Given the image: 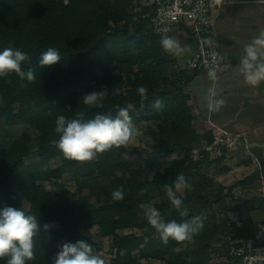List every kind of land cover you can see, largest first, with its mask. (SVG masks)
<instances>
[{"label": "trees", "instance_id": "1", "mask_svg": "<svg viewBox=\"0 0 264 264\" xmlns=\"http://www.w3.org/2000/svg\"><path fill=\"white\" fill-rule=\"evenodd\" d=\"M135 2L0 0V51L11 48L29 55L31 63L23 68H32L36 76L29 82L13 75L11 84L0 79V209L11 206L37 217L36 258L28 264H51L58 245L79 239L99 254L101 243L95 238L110 239L106 264H212L213 253L215 264H229L228 239L250 237L258 223L253 213L261 212L264 199L236 201L227 208L233 188L215 190L201 173L225 157L210 161L200 152L201 158L193 159L199 141L212 139L211 130L197 133L188 104L189 85L199 72L177 67L174 55L164 52L161 39L152 32L150 6L133 13ZM48 48L58 50L61 60L41 68L40 56ZM140 86L148 90L143 108ZM92 91L104 92L99 105L83 103L82 97ZM157 100L159 108L154 107ZM129 105L136 129H155L151 146L134 149L137 160L126 156L127 148H113L79 169V163L66 160L53 144L59 139V115L114 117ZM143 168L154 172L150 181L143 178ZM177 174L192 184L190 190L177 193L188 209L185 217L172 206L164 188ZM65 175L73 181V194ZM120 186L124 198L115 200L112 193ZM142 189L146 191L140 196ZM141 203L157 208L165 222L182 223L203 214L204 226L194 242L170 239L165 245L148 224Z\"/></svg>", "mask_w": 264, "mask_h": 264}, {"label": "clouds", "instance_id": "2", "mask_svg": "<svg viewBox=\"0 0 264 264\" xmlns=\"http://www.w3.org/2000/svg\"><path fill=\"white\" fill-rule=\"evenodd\" d=\"M212 44L211 40L205 41ZM164 52L174 56L182 54L184 49L171 37H164L160 41ZM61 60L58 50L48 48L41 54L40 67L53 66ZM31 63L29 55L20 51L6 48L0 51V79L8 84L9 79L15 75L21 79L34 82L36 79L34 70H24L23 65ZM240 71L244 76L246 84L257 87L264 82V30H261L250 42L243 46L240 60ZM207 77L213 82L218 79L216 66L208 68ZM138 93L141 100V108L144 101L148 99L147 88L140 86ZM218 94L214 86L209 87L203 100L209 112L219 111L226 103ZM104 99L103 91H92L82 97L85 105H99ZM160 101H156L154 107L159 108ZM133 106L120 108L113 117L110 114L97 113L90 119H84L83 113H78L77 118L68 119L59 115L55 122V132L59 135L53 144L60 150L66 160L77 163L90 162L97 154H102L113 148H127L133 144L138 134L132 123L130 109ZM167 197L172 206L179 212L180 216L188 215V209L184 207L183 201L177 193L190 190L192 184L183 174H177L172 185L164 186ZM146 190L142 189L138 195H144ZM113 199L124 198L123 186L112 193ZM139 208L143 211L148 224L160 235L162 242L167 245L169 240L176 242H194L197 235L204 226L206 217L201 214L192 217L182 223L175 220L165 222L161 212L151 204L141 203ZM235 218V217H233ZM49 225H44L47 231ZM39 232L37 217L26 214L25 211L11 206L0 209V260H6V264H28L35 260V237ZM58 251L51 258V264H106L104 258L96 254L92 244L79 239L75 242H64L57 246Z\"/></svg>", "mask_w": 264, "mask_h": 264}, {"label": "rangeland", "instance_id": "3", "mask_svg": "<svg viewBox=\"0 0 264 264\" xmlns=\"http://www.w3.org/2000/svg\"><path fill=\"white\" fill-rule=\"evenodd\" d=\"M152 0H136L134 4V8H132V12H138L139 7L145 6V4H151ZM213 13H215V10L213 9ZM221 14V12L219 11ZM214 16H212V20L215 23L216 20H214ZM218 24V23H217ZM215 26V31L219 37V40L221 41L222 39H227L228 41H233V45L231 46H226L221 44V52L226 58V63L222 67V69L217 73L218 79L215 81L214 85L213 82L210 81L207 77V73H201L200 76L195 78L193 82H191L190 88H191V93L194 94L197 86L200 84L203 85L204 87H212L214 86L218 97L220 98L221 96V91L226 90L227 93L232 96L236 94L238 95H243V96H251V92H248L250 90H253V95L254 97H261V95H264V82H262L259 86L257 87H252L249 85V88H247L245 91L242 89H237L238 85L242 84H234L232 86L231 82L233 81V77L230 78L228 75L231 69V62L232 61H237V67L234 70V76L238 77V79L243 75L240 71V60L242 56V52L240 49V40L236 36V32L240 33L241 29L240 27L235 26V24H231L225 19L219 23V25ZM262 29H264V24H262ZM236 31V32H234ZM235 36H233V34ZM176 59V56H174ZM179 64V65H178ZM180 60L176 59V65L178 68H184L182 65H180ZM224 74V76H222ZM225 77V78H224ZM227 77V78H226ZM224 78L226 79L224 82L221 81V79ZM244 76H242L241 80L243 81ZM240 80V81H241ZM224 85V86H223ZM206 87V88H207ZM250 89V90H248ZM248 90V91H247ZM206 91V90H205ZM240 91V92H239ZM246 104L249 101V98H245ZM257 107V102L255 103ZM246 106L241 109V117L247 113V109L244 112ZM259 125V124H258ZM210 128H212L210 126ZM22 128L19 129V131ZM260 130H264V123L261 124ZM137 136L135 141L133 142L132 145L127 147V157H130L133 161L138 159V153L134 151V149H142L146 148L152 145L155 141V129L152 127L147 128L145 125L139 126L137 128ZM245 134H243L248 141L250 142V137L254 134H251L250 131H244ZM247 134V135H246ZM261 134H264L262 132ZM202 135V133L200 134ZM202 140L199 141V143L195 146L193 152H192V157L194 160H198L201 158L200 151L202 149ZM251 150V149H250ZM30 162V158L27 160ZM262 162H264V155L262 154H256L253 150H251V154L249 152H246L245 150L242 149H237L236 151L229 153L223 162L219 163L217 166L214 167H203L201 169V173L207 178L211 184L214 183L215 187H213L215 190L217 186L223 187L225 190L228 188H233L231 195L227 197L226 201V206L227 208H230L236 201H243L247 200L250 198H260L261 196H264V167H262ZM54 166H59L60 164L58 162L53 163ZM138 166V165H136ZM140 167H142L140 165ZM79 169L83 168V164L79 163L78 166ZM143 171V178L147 181H150L151 178L154 175L153 171H150L146 168L142 169ZM259 179L257 180V177ZM63 180L67 184V188L70 191L71 194L74 192V187H73V181H71V178H69L68 175H65ZM45 187L49 190L52 191V188L50 185L45 184ZM227 192V191H226ZM226 192H223V196H226ZM180 193V192H179ZM155 196L157 195L155 192L153 193ZM190 210L194 208V205L190 206ZM254 215V220L255 222L261 218L260 212L253 213ZM97 232L96 228L91 229V234L95 235ZM98 242L101 243V251L98 255H100L102 258L108 259L109 252H110V239L109 238H95ZM212 259L213 262L212 264H215L216 260L214 259L216 257L215 253L212 254ZM167 258V257H166ZM142 264H162V261H142Z\"/></svg>", "mask_w": 264, "mask_h": 264}, {"label": "built area", "instance_id": "4", "mask_svg": "<svg viewBox=\"0 0 264 264\" xmlns=\"http://www.w3.org/2000/svg\"><path fill=\"white\" fill-rule=\"evenodd\" d=\"M214 4V0H152L149 5L148 17L154 35L162 39L182 31L195 43L184 65L186 70L207 73L210 66H216L218 73L226 63L212 20ZM207 40L213 43L210 45ZM212 129L211 141H202L200 151L210 161L226 157L239 148L251 154L250 143L243 134L218 126ZM260 214L261 219L250 237L228 239L229 264H264V207Z\"/></svg>", "mask_w": 264, "mask_h": 264}, {"label": "crops", "instance_id": "5", "mask_svg": "<svg viewBox=\"0 0 264 264\" xmlns=\"http://www.w3.org/2000/svg\"><path fill=\"white\" fill-rule=\"evenodd\" d=\"M214 1V20H216V24L218 23L217 25H219V23L225 19L226 21L229 20L232 25L235 24V26L242 28L240 33L236 31L234 32H236V36L241 39L240 49L243 53L244 44L250 42L255 36L259 34L261 30H264L262 29V24H264V0ZM149 5L150 4H145L147 7ZM216 24L214 25L216 26ZM233 36L235 35L233 34ZM171 38L175 39L184 49L181 55L176 56L177 61L179 59L181 63L180 65L184 67L186 61L191 57L194 51L195 43L187 36L186 33L182 31H175ZM229 42L231 44L227 46L234 44L233 41ZM236 67L237 61H232L231 69H235ZM231 69L228 75L230 78L233 77V81L231 82L232 86L237 83V85L242 84L238 85L237 89H242L245 91L247 88H249V85L245 83L244 79L243 81L241 80L243 75L238 79V77L234 76V70ZM200 74L201 73L198 75L200 76ZM222 76H224V74ZM224 78L221 79L222 82L226 80ZM190 85L188 88L190 94V101L188 104L194 117L193 126L197 133L201 134L208 130L213 132L214 130L210 128V126L222 127L233 132H239L241 134H245L244 131H250L251 134H254L250 137V149L256 154L264 155V134H261L264 132V130H260L261 124L264 123V95H261L259 98L254 97V89H248L250 91H247L251 92V96H236V94L230 96L226 90H222L220 98L224 99L226 103L219 109V111L209 112L206 107V102L203 100L208 87L206 86V88L200 84L197 86L195 93L192 94ZM245 98H249L247 104L246 101H244L246 100ZM256 102L257 107L255 104ZM244 106H246L244 112L247 109V113H245L242 116V119H240L241 109H243ZM260 219L258 221H260Z\"/></svg>", "mask_w": 264, "mask_h": 264}, {"label": "water", "instance_id": "6", "mask_svg": "<svg viewBox=\"0 0 264 264\" xmlns=\"http://www.w3.org/2000/svg\"><path fill=\"white\" fill-rule=\"evenodd\" d=\"M221 44L227 46V45H230L231 43L229 41H227V40H221Z\"/></svg>", "mask_w": 264, "mask_h": 264}]
</instances>
